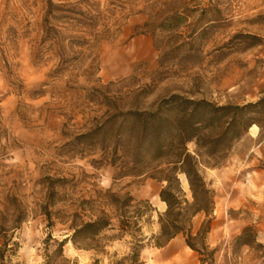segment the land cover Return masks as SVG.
I'll return each instance as SVG.
<instances>
[{
	"label": "rangeland",
	"instance_id": "obj_1",
	"mask_svg": "<svg viewBox=\"0 0 264 264\" xmlns=\"http://www.w3.org/2000/svg\"><path fill=\"white\" fill-rule=\"evenodd\" d=\"M173 96L217 108L264 99V0H0V264H131L117 223L147 202L135 235H158L155 178L169 167L138 156V125L120 113ZM171 115L177 123L181 108ZM244 116L253 124L240 137L200 142L215 156L199 160L214 193L199 264H264V113ZM228 121L206 133L212 142ZM98 219L112 226L81 232ZM206 220L191 219L192 237ZM163 241H144L140 262Z\"/></svg>",
	"mask_w": 264,
	"mask_h": 264
},
{
	"label": "trees",
	"instance_id": "obj_2",
	"mask_svg": "<svg viewBox=\"0 0 264 264\" xmlns=\"http://www.w3.org/2000/svg\"><path fill=\"white\" fill-rule=\"evenodd\" d=\"M175 106H179L182 111L181 119L177 123L172 120L171 115ZM252 109L264 113V99L255 104L241 107L227 105L217 108L206 101L194 102L173 96L166 100L164 107H159L154 111L120 113L121 119L126 120L130 117L138 125L137 135L135 136L138 156H140L139 152L145 151L144 154L147 157L154 161L163 160L169 167L159 178H155L165 182V186L159 193V198L166 205V210L158 216V235L142 239L135 235V233L141 231V228L138 227L140 219L152 211L147 202H144L146 210L133 217L134 222L127 220L125 225L120 221L117 223L118 229L133 239L134 246L132 247V255L129 258L131 264H141L142 243L147 239L163 238V242L166 244L176 236L182 235L186 246L193 252L200 255V250H206L205 240L211 227L214 193L209 189L201 173L199 168L201 162L199 160L205 157L212 160L215 155L213 153H202L200 150L206 147H202L200 142L205 139L208 145L216 146L224 142L232 129H234L232 136L235 138L240 137L253 124L251 121L244 119V114ZM196 114H199V120L194 118ZM223 119H229V121L225 123L226 126L223 131L218 134L217 140L215 139L212 142V136L206 133L214 128L213 126H215L217 120ZM100 130L98 136H103L105 134L104 127ZM117 136L122 137L120 130H118ZM117 141L119 142V140ZM190 142L196 143V155L190 154L186 148L187 143ZM103 152H106V149ZM117 152L118 148H115L112 154H117ZM205 164L210 165L208 161ZM178 175L184 176L187 182L191 197L190 201L185 199ZM133 201L134 199L128 195L124 207H130ZM197 215H202L207 220L202 223L196 236L192 237L189 223ZM111 226L110 219L107 221L98 219L86 223L81 232L98 234ZM164 244L156 243V246L160 248ZM213 253L214 251H211L210 256H213ZM201 263L203 262L201 261Z\"/></svg>",
	"mask_w": 264,
	"mask_h": 264
},
{
	"label": "crops",
	"instance_id": "obj_3",
	"mask_svg": "<svg viewBox=\"0 0 264 264\" xmlns=\"http://www.w3.org/2000/svg\"><path fill=\"white\" fill-rule=\"evenodd\" d=\"M212 226L214 227V223ZM212 238L211 230L208 237L209 243L212 242ZM219 241L220 239L216 242ZM159 251L149 262L145 261L141 264H199L197 254L186 246L183 238L180 239L178 236L171 239Z\"/></svg>",
	"mask_w": 264,
	"mask_h": 264
}]
</instances>
